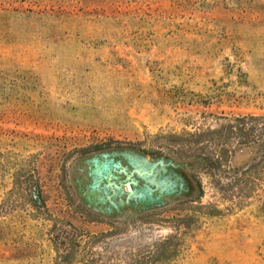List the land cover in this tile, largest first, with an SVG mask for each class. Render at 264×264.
I'll return each mask as SVG.
<instances>
[{"label":"rangeland","instance_id":"1","mask_svg":"<svg viewBox=\"0 0 264 264\" xmlns=\"http://www.w3.org/2000/svg\"><path fill=\"white\" fill-rule=\"evenodd\" d=\"M0 264H264V0H0Z\"/></svg>","mask_w":264,"mask_h":264},{"label":"water","instance_id":"2","mask_svg":"<svg viewBox=\"0 0 264 264\" xmlns=\"http://www.w3.org/2000/svg\"><path fill=\"white\" fill-rule=\"evenodd\" d=\"M125 188H126L128 193H132L130 184H125Z\"/></svg>","mask_w":264,"mask_h":264},{"label":"trees","instance_id":"3","mask_svg":"<svg viewBox=\"0 0 264 264\" xmlns=\"http://www.w3.org/2000/svg\"><path fill=\"white\" fill-rule=\"evenodd\" d=\"M246 147H248V145L245 144Z\"/></svg>","mask_w":264,"mask_h":264}]
</instances>
